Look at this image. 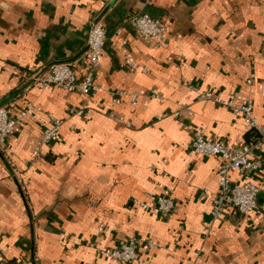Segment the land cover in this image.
Wrapping results in <instances>:
<instances>
[{
    "label": "crops",
    "instance_id": "obj_1",
    "mask_svg": "<svg viewBox=\"0 0 264 264\" xmlns=\"http://www.w3.org/2000/svg\"><path fill=\"white\" fill-rule=\"evenodd\" d=\"M134 13L167 28L161 46L124 23ZM93 22L106 33L97 91L41 90L34 79L54 64L83 76ZM192 87L237 104L250 97L264 123V0H0V108L43 110L0 151V264H117L91 245L132 237L160 246L140 247L132 264H264V165L233 176L259 186L258 210L213 221L221 159L194 152L195 132L231 146L247 134L241 115L198 100ZM120 91L127 96L114 103ZM81 108L92 115L70 114ZM48 117L62 127L43 144ZM167 192L170 217L140 208Z\"/></svg>",
    "mask_w": 264,
    "mask_h": 264
},
{
    "label": "built area",
    "instance_id": "obj_2",
    "mask_svg": "<svg viewBox=\"0 0 264 264\" xmlns=\"http://www.w3.org/2000/svg\"><path fill=\"white\" fill-rule=\"evenodd\" d=\"M137 36L149 44L159 47L165 38L167 28L162 22L151 17L147 13H134L124 19ZM119 34L117 31L116 35ZM106 33L102 23H91L87 34V49L85 71L79 77L70 64L58 63L38 76L34 80L39 84L40 89L55 86L65 91L91 95L97 91L95 85V75L103 60ZM126 64L130 69L135 70L137 66L129 59ZM250 84L251 81H247ZM197 99L202 101H212L234 113L241 115L246 140L238 146L226 144L219 138L206 137L205 132L199 129L195 132L192 147L196 154L202 156H216L221 159V164L217 172L218 193L213 200L210 215L213 221H219L226 216L227 210H236L240 215H249L258 210L259 186L249 180L242 183L233 181L234 175L245 176L256 173L264 165V123H261L254 115V104L248 97L243 104H237L233 100H222L215 97L210 91H201L192 87ZM127 96L125 91H120L113 98L114 103H119L120 98ZM153 98L160 96L152 92ZM137 104L136 96L131 98V105ZM186 110L192 113L190 107ZM43 110L34 103H27L15 116H11L6 107L0 108V151L7 149L6 139L17 126L25 124L28 120H37ZM70 114L78 117L91 116L89 108H81L70 111ZM179 113H175V116ZM42 128L41 141L49 144L54 141L61 130L62 121L55 117H48V124L40 121ZM140 208L151 211L162 217L168 218L172 215L175 203L171 193L167 192L159 196L152 204L140 203ZM96 254L117 264H132L138 259V249L146 247L156 249L159 246L155 241L145 237H132L124 241L118 248H101L91 245ZM196 255V254H195ZM22 260L17 259L12 263L1 264H21ZM194 264V263H189Z\"/></svg>",
    "mask_w": 264,
    "mask_h": 264
}]
</instances>
